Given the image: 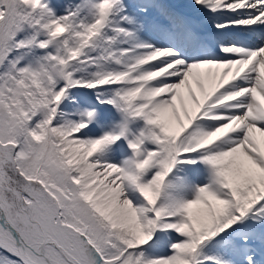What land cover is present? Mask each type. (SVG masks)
<instances>
[{
    "label": "snow or ice",
    "instance_id": "6c2138e0",
    "mask_svg": "<svg viewBox=\"0 0 264 264\" xmlns=\"http://www.w3.org/2000/svg\"><path fill=\"white\" fill-rule=\"evenodd\" d=\"M0 264H264V0H0Z\"/></svg>",
    "mask_w": 264,
    "mask_h": 264
}]
</instances>
